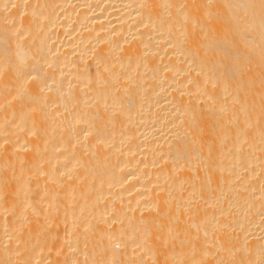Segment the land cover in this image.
<instances>
[{
    "label": "bare ground",
    "instance_id": "1",
    "mask_svg": "<svg viewBox=\"0 0 264 264\" xmlns=\"http://www.w3.org/2000/svg\"><path fill=\"white\" fill-rule=\"evenodd\" d=\"M0 264H264V0H0Z\"/></svg>",
    "mask_w": 264,
    "mask_h": 264
}]
</instances>
